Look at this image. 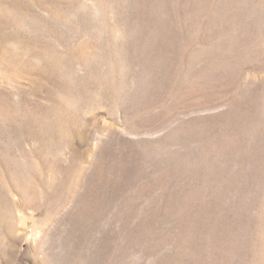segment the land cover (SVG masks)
<instances>
[{
    "label": "rangeland",
    "instance_id": "rangeland-1",
    "mask_svg": "<svg viewBox=\"0 0 264 264\" xmlns=\"http://www.w3.org/2000/svg\"><path fill=\"white\" fill-rule=\"evenodd\" d=\"M0 264H264V0H0Z\"/></svg>",
    "mask_w": 264,
    "mask_h": 264
}]
</instances>
